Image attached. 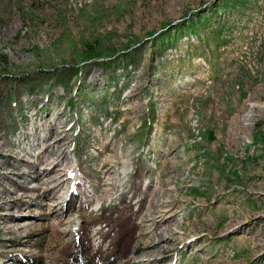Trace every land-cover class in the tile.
Here are the masks:
<instances>
[{
  "label": "rangeland",
  "instance_id": "rangeland-1",
  "mask_svg": "<svg viewBox=\"0 0 264 264\" xmlns=\"http://www.w3.org/2000/svg\"><path fill=\"white\" fill-rule=\"evenodd\" d=\"M154 190L151 264H264V0H0V264H147L124 256Z\"/></svg>",
  "mask_w": 264,
  "mask_h": 264
},
{
  "label": "bare ground",
  "instance_id": "bare-ground-1",
  "mask_svg": "<svg viewBox=\"0 0 264 264\" xmlns=\"http://www.w3.org/2000/svg\"><path fill=\"white\" fill-rule=\"evenodd\" d=\"M56 119H57V117L54 118V120H56ZM44 125L46 126V129H49V130L54 129L53 120L52 121L46 120ZM35 127L37 130H40V124L35 125ZM58 129L60 130V127H58ZM22 138L24 141L25 129L22 132ZM103 156H105V155L103 154ZM109 156H112V155H109ZM109 156L108 157L105 156L106 158L103 157L104 159L98 158L100 160L98 161L99 163L95 167L96 171L93 170L97 174H100L96 178V179H98V183L95 182L98 185H96V186L91 185L90 187L87 186L88 188L85 186V188L83 190L81 189V187H79L80 185L78 186L79 187L78 193L79 194L81 193V195L83 194L87 198L86 203L88 204V206L91 205V203L97 201L101 195H103V197L110 196L111 192L112 191L114 192V189L117 185V184H112L111 187H108L111 184L109 183V177L105 176V172H107V169L109 167H116L117 161L119 160L120 157L115 158V156H114V157L110 158ZM126 165H127L126 163L123 164V166L119 169V171L116 170V168H113V169H115L114 170L115 171L114 177L116 180H118L119 175L125 176L127 173H129L128 172L129 169ZM99 170H101V171H99ZM63 185H64V182H61L60 184H57L56 186H54L52 188V190H50L46 194V197H48L50 200L58 197L59 195L57 194V191L62 189ZM82 191H84V192H82ZM157 195H158L157 190H154V192H152L151 194L148 195V193H147L146 195H144V198L141 199V201L137 203L138 205H140V203H142V202L145 204V201H146L148 204L147 207H149V208L145 212L140 211L137 213V214H140L142 216V218L140 219V222L139 221L137 223L135 222L136 224L133 225L134 226V232H133L132 238L129 242V245L127 248V253L124 256L126 259V262H128V261H133V263L136 262V260H138V258H139L136 256V254L138 253V256H140L142 258V262L147 261L146 262L147 264H151L154 262L156 263L157 262L156 259H158L156 257L157 253H169V251H170V248H171L172 242H173L172 236L174 234L172 233L171 228H169L167 231H165V229H166L165 228L163 231L164 234L161 233L162 236L160 234V231L158 232V229L162 228V224L160 223V220L158 218H162L164 216L165 210L156 211L154 208L156 206L159 208H162L163 207L162 205L165 202L163 204H162V202L160 203V200L157 199ZM100 200H102V199H100ZM60 204L62 205L61 202L56 203V205H60ZM45 205L48 206V207H46L48 216H51V217L53 216V221H51V222L54 224L55 228L58 229V228L64 227L63 230H64V232H66L68 230L67 226L70 225V221L68 219L66 220L64 218L65 213L63 211L60 212V209H62V207H55L56 205L55 204L51 205V203H47ZM150 206H154V207H150ZM124 207L125 208H123V209L121 208V211H120L122 215H125L126 212H128L127 210L132 208L131 204H129V203H127ZM125 216H128V215L126 214ZM54 218H55V220H54ZM24 226H26V225H23V227ZM13 230L17 231V228L13 229ZM68 231H71L70 228ZM100 233H101V231H98V234H100ZM151 261H154V262H151Z\"/></svg>",
  "mask_w": 264,
  "mask_h": 264
},
{
  "label": "trees",
  "instance_id": "trees-1",
  "mask_svg": "<svg viewBox=\"0 0 264 264\" xmlns=\"http://www.w3.org/2000/svg\"><path fill=\"white\" fill-rule=\"evenodd\" d=\"M185 26L184 23L180 24V25H177L176 28H183ZM191 29H192V26H191ZM190 29V30H191ZM171 30H175L174 27H172L170 29ZM169 32V31H168ZM162 34L158 37L159 38H162ZM96 55H87L85 56L84 60L86 61V59H92V58H95ZM83 61V59H82ZM84 61V62H85ZM106 61V60H105ZM107 65H109V62H105ZM97 65H102L103 63L100 62V63H95ZM74 75L75 77L79 75V73L77 71L74 72ZM55 78V77H54ZM19 79V78H18ZM17 79V80H18ZM18 84L22 85V83L18 82ZM70 264H96V261H94L91 257L87 256V254L81 250L80 248V245H78L77 249H75V251L72 253L71 257H70Z\"/></svg>",
  "mask_w": 264,
  "mask_h": 264
}]
</instances>
